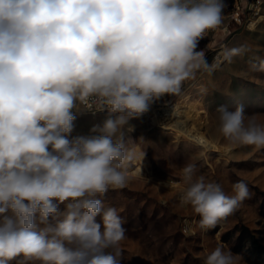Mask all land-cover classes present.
I'll list each match as a JSON object with an SVG mask.
<instances>
[{"label":"clouds","instance_id":"1","mask_svg":"<svg viewBox=\"0 0 264 264\" xmlns=\"http://www.w3.org/2000/svg\"><path fill=\"white\" fill-rule=\"evenodd\" d=\"M224 0H0V264H120L123 220L100 198L128 183L133 152L118 132L197 71V50ZM243 49H233L238 54ZM253 69L264 70L255 58ZM107 116L77 133L78 105ZM232 144L264 147V124L219 105ZM181 203L213 228L250 197L182 169ZM100 217V222H97ZM203 264H238L217 246Z\"/></svg>","mask_w":264,"mask_h":264},{"label":"rangeland","instance_id":"2","mask_svg":"<svg viewBox=\"0 0 264 264\" xmlns=\"http://www.w3.org/2000/svg\"><path fill=\"white\" fill-rule=\"evenodd\" d=\"M233 49L243 51L231 54ZM203 50L208 63L217 65L214 71H197L179 95L152 104L156 120L146 112L117 134L134 154L128 183L100 198L123 220L120 264H203L217 246L235 254L238 264H264V147L230 143L219 131L216 112L219 105L235 109L243 104L264 124V70L252 68L255 58L264 59V10L240 23L223 19L207 31ZM171 105L183 107L181 128H167L162 109ZM75 111L77 133H87L107 116L79 105ZM188 164L228 195L234 194L233 184L245 182L250 197L213 228L201 229L198 214L181 203L182 169Z\"/></svg>","mask_w":264,"mask_h":264},{"label":"built area","instance_id":"3","mask_svg":"<svg viewBox=\"0 0 264 264\" xmlns=\"http://www.w3.org/2000/svg\"><path fill=\"white\" fill-rule=\"evenodd\" d=\"M227 7L224 10L223 19L229 22L240 23L243 17L251 18L264 10V0H224ZM207 42V33L199 42L197 50L203 49ZM79 107L85 112H101L95 105L83 104Z\"/></svg>","mask_w":264,"mask_h":264},{"label":"bare ground","instance_id":"4","mask_svg":"<svg viewBox=\"0 0 264 264\" xmlns=\"http://www.w3.org/2000/svg\"><path fill=\"white\" fill-rule=\"evenodd\" d=\"M182 110H183V107L182 106L179 107L178 105H171V106H168L167 108H163L162 109V112H163V115L165 117V120L168 121L166 123L168 125L167 128L170 127V126L175 127V128H181L178 120L182 118ZM148 114H149V116L151 117L152 120H156L157 119V115H156L155 112L149 110ZM180 122H182V121H180ZM139 172H140V168H137L134 171V173H139Z\"/></svg>","mask_w":264,"mask_h":264}]
</instances>
